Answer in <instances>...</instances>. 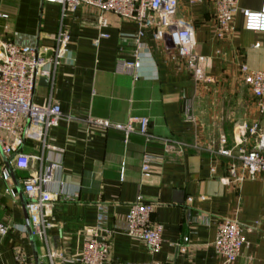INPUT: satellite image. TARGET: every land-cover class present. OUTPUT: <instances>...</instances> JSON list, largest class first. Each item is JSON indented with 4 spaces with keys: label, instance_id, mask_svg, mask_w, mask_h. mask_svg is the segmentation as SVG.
<instances>
[{
    "label": "crops",
    "instance_id": "1",
    "mask_svg": "<svg viewBox=\"0 0 264 264\" xmlns=\"http://www.w3.org/2000/svg\"><path fill=\"white\" fill-rule=\"evenodd\" d=\"M178 2V16L195 28L206 81H196L170 41L154 40L149 30L140 39L137 79L117 73L119 60H135V23L106 15L108 26L100 29V13L93 8L63 12L43 0H0V40L38 46L49 55L55 36L67 31L73 56L54 78L37 84L35 103L51 101L64 115L44 144L27 141L21 149L41 161L28 172L17 170L0 149V170L12 168L10 183L0 182V222L11 229L0 239V264H49L48 249L77 260L90 232L109 241L108 264H221L214 242L224 219L252 228L235 264H264V179L238 184L229 172L238 164L239 128L256 125L264 134V114L240 74L242 65L264 72V34L246 30L239 13L236 31L223 39L212 0ZM262 2L240 0L239 6L259 13ZM140 119L148 120V135L135 123L126 141L116 126ZM255 145L256 137L245 143L248 149ZM146 156L149 177L142 171ZM51 163L60 166L51 191L61 199L48 213L45 242L31 234L23 180ZM136 202L155 207L152 221L163 227L157 253L126 235Z\"/></svg>",
    "mask_w": 264,
    "mask_h": 264
},
{
    "label": "built area",
    "instance_id": "2",
    "mask_svg": "<svg viewBox=\"0 0 264 264\" xmlns=\"http://www.w3.org/2000/svg\"><path fill=\"white\" fill-rule=\"evenodd\" d=\"M50 4L60 5L63 12H74L81 7L98 10V28L107 27L106 15L138 25L139 32L136 43L138 47L133 62L119 60L116 72L134 75L140 67L141 44L144 30L152 33L154 40H168L176 48L178 57L188 63L196 81H206L202 58L196 53L197 43L195 28L189 21L178 16V0H43ZM240 0H212L216 16L218 36L229 39L236 31L235 18L239 13L245 17V29L264 34V0L259 13L240 9ZM4 18H6L4 16ZM100 38H108L101 34ZM54 47L49 55L42 53L38 46L20 45L13 41L0 40V149L4 156L17 170L30 171L32 163L41 161L37 155H28L21 151L27 141H38L42 144L49 130L59 126L64 115L60 106L51 101L43 105L34 101L37 84L40 79L54 78L58 68L72 61L69 48L70 34L59 32L54 38ZM99 40L95 41L97 45ZM257 43L255 48H259ZM243 83L256 98L258 108L264 114V72L253 71L246 65L240 68ZM190 113V111H189ZM192 119L191 115L188 117ZM96 124L109 127V122L95 121ZM139 124V132L148 135L147 119L131 120L127 125L116 128L125 135L126 141L135 131L134 124ZM240 145L235 158L238 164L230 168L233 182L242 183L249 179H264V134L258 127L242 125L239 128ZM249 137H256V145L252 149L245 146ZM227 157H233L230 150L222 151ZM10 165V164H9ZM239 165V167H238ZM60 166L51 163L45 170L32 172L23 180L25 203L29 215L32 236L47 241V232L51 225L47 223L48 213L54 203L61 199L59 193L51 191L55 173ZM12 168L0 170V182L10 183ZM143 175L150 176V160L145 157L142 167ZM121 178H124V171ZM12 196L15 193L8 191ZM155 207L152 204L136 202L131 206L126 218V235L143 242L152 253L160 251L163 239V227L152 221ZM10 227L0 222V239L6 238ZM252 228L233 219L222 220L217 227L214 248L221 264H235L241 256L246 244V235ZM111 246L108 240L101 239L96 232H90L84 240L81 257L77 260L67 258L63 252L47 250L44 258L49 264L61 261L64 264H108ZM18 259V257H17Z\"/></svg>",
    "mask_w": 264,
    "mask_h": 264
},
{
    "label": "water",
    "instance_id": "3",
    "mask_svg": "<svg viewBox=\"0 0 264 264\" xmlns=\"http://www.w3.org/2000/svg\"><path fill=\"white\" fill-rule=\"evenodd\" d=\"M11 172V174H12V171H10Z\"/></svg>",
    "mask_w": 264,
    "mask_h": 264
}]
</instances>
